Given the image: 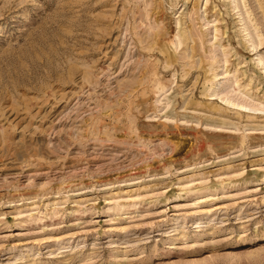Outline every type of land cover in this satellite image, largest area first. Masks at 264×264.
I'll return each instance as SVG.
<instances>
[{
	"label": "rangeland",
	"instance_id": "rangeland-1",
	"mask_svg": "<svg viewBox=\"0 0 264 264\" xmlns=\"http://www.w3.org/2000/svg\"><path fill=\"white\" fill-rule=\"evenodd\" d=\"M0 264H264V0H0Z\"/></svg>",
	"mask_w": 264,
	"mask_h": 264
}]
</instances>
